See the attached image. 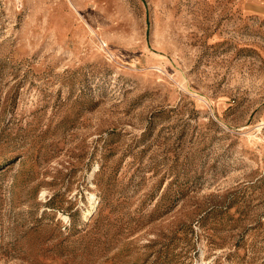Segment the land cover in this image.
Listing matches in <instances>:
<instances>
[{"label": "rangeland", "instance_id": "374dc122", "mask_svg": "<svg viewBox=\"0 0 264 264\" xmlns=\"http://www.w3.org/2000/svg\"><path fill=\"white\" fill-rule=\"evenodd\" d=\"M0 264H264V0H0Z\"/></svg>", "mask_w": 264, "mask_h": 264}]
</instances>
